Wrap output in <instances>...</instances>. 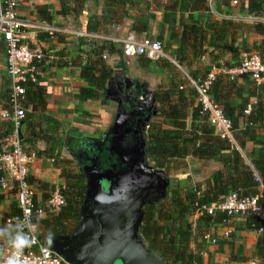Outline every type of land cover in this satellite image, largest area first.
<instances>
[{
  "label": "crops",
  "instance_id": "1",
  "mask_svg": "<svg viewBox=\"0 0 264 264\" xmlns=\"http://www.w3.org/2000/svg\"><path fill=\"white\" fill-rule=\"evenodd\" d=\"M15 1L16 14L20 19L33 24L47 23L59 29L57 33L31 28L22 32L24 42L39 50L43 58L39 65L42 73L38 86L30 88L21 100L24 119L19 131L21 140H25L23 147L34 155L28 166L27 179L46 184L47 194L55 186L63 187L57 185L59 180H62L59 173L61 161L82 166L87 158L89 144H100L104 134L112 128L114 131L128 127L126 119H130L131 115H122L108 99L101 102L102 100L91 98L82 92L83 89L89 88L81 80L80 70L86 59L91 58V54H88L90 48L102 45L105 49L120 51L119 45L111 39H149L160 43L163 55L147 59L145 66H142V55L122 54L124 63L127 65L133 61L136 71L142 77L141 82L136 81L127 75L125 68L121 74L123 81L132 86L123 90L130 93L132 88L135 92L137 85L149 90V100L152 101L156 112L145 123L144 130L140 133L144 147L148 125L160 120L158 106L153 100L155 91H182L186 95L188 89L193 90L190 81L203 79L209 72L227 77L223 72L238 65L243 54L255 53L262 41V37L254 33L253 25H264V14H248L244 0H196L201 7L195 11H190L188 7L179 11L180 0L176 1V7L171 11L167 7L173 3L158 0L159 7L155 8V11L149 8L148 17L140 20L147 26L146 33L140 34L129 31L128 26H102L98 33H87V20L90 16L101 14L103 0H86L83 10L75 19L72 15H65L64 18L56 15L59 10L58 0ZM193 28H197L195 35ZM103 53L107 56L103 63L116 71L114 68L118 60L117 55H108L106 51ZM125 59H128L127 62ZM209 66H212L210 71ZM115 76L117 75L113 77ZM244 79L246 78L238 77L231 80L227 77L225 83H234L229 100L235 105L246 100V109L249 111L255 100L246 98ZM10 86L11 80L5 73L3 43L0 37V148L4 139L9 136L7 133L11 131L10 119L1 117L3 113L10 112L7 105ZM89 89L96 91L94 88ZM111 105L114 107L112 114ZM108 117L110 123L107 122ZM119 117L122 119V125L117 124ZM251 139L252 136L244 142V153L251 150L260 151L252 144ZM98 153H101V150ZM66 154L68 158L64 157ZM184 161L195 170L208 167L213 171L219 169V163L216 161H196L191 157H186ZM79 175L83 176L82 170ZM33 187L36 195L41 198L42 193L37 191L34 185ZM207 228L206 235L214 238L217 246L209 248L208 253H201L203 264H262L253 255L254 247L261 236L259 232L236 231L230 228L228 222H211ZM227 230L230 232L228 235L232 236L229 242L225 241L226 237L223 236Z\"/></svg>",
  "mask_w": 264,
  "mask_h": 264
},
{
  "label": "trees",
  "instance_id": "2",
  "mask_svg": "<svg viewBox=\"0 0 264 264\" xmlns=\"http://www.w3.org/2000/svg\"><path fill=\"white\" fill-rule=\"evenodd\" d=\"M85 1L58 0L59 10L56 15L62 18L65 15H72L75 19L83 10ZM103 1L101 14L88 18L85 28L87 33H98L102 26L111 28L128 26L129 31L133 33H146L147 26L140 20L148 17L149 8L155 11V8L159 7L158 0ZM167 1L173 3L167 7L172 11L176 7L177 0ZM243 2L248 14L253 16L264 14V0H244ZM185 7H188L190 11H195L201 5L196 0H180L179 11ZM74 21L73 23L76 24ZM193 31L195 35L197 28H193ZM253 31L262 37L261 44L254 54L264 63V25L260 23L253 25ZM37 38L39 39V36ZM105 51L108 55H117L116 67L120 71H114L112 67L103 63L101 55ZM88 54H91V58H87L85 65L81 68L80 78L86 86L97 91L88 88L83 89L82 92L91 98L104 100L103 93L107 84L114 75H121L125 71L123 55L121 51L112 48L105 49L102 45L90 48ZM146 63L147 59L144 57L142 66ZM211 67L209 66L208 71ZM226 79L227 77L215 76L209 87V95L214 105L221 109L223 116L231 124L232 143L214 134L213 129L206 122L205 115L200 111L192 89H188L186 95L182 91L158 90L154 92L153 100L158 106L160 120L150 123L146 130L144 153L148 163L164 173L170 169L169 165L184 161L186 157L194 158L196 161L219 163V169L207 178L201 190L189 186L182 187L180 192L171 193V196L166 199L168 209L171 207V217L164 226L159 222L163 213L160 214V210H155V205L143 209L141 223L137 230L138 237L142 240L144 248L164 264H203L202 252L195 253L190 248L199 228L192 231L184 220V217L194 213L197 207H208L221 201L228 193H234L239 198L256 197V206L264 208V191L261 188V185H264V84L257 85L247 78L244 79L246 98L255 100L254 105L246 113V100L238 105L229 100L231 89L234 90V83L228 85L225 83ZM199 80L202 78L196 81ZM23 86L26 90L24 97L30 88L36 87L28 84ZM10 134L11 131L7 133V135ZM250 136H252V144L259 148V152L251 150L244 153V142L248 141ZM23 142H25L24 139L21 140V143ZM93 164L98 165V161ZM63 179L62 195L66 202L65 206L57 214H46L42 218L35 219L38 239L45 246L56 235L72 231L78 220L79 207L85 191L83 177L75 175ZM28 183L34 185L36 190L42 193V200H46L48 196L46 184L31 180H28ZM2 198L0 196V201ZM16 214L17 210L13 204L9 216ZM200 216L199 222L205 227L211 222L225 223L228 220L219 214L202 213ZM236 218L240 221L234 227L231 224L230 228L236 231L260 233L261 236L254 247L253 255L264 264V219H260L252 212ZM199 235L204 238L206 233ZM12 242L23 249L22 239L17 232L13 228L0 224V250ZM193 244L197 247L195 242ZM214 245L217 246V242Z\"/></svg>",
  "mask_w": 264,
  "mask_h": 264
},
{
  "label": "built area",
  "instance_id": "3",
  "mask_svg": "<svg viewBox=\"0 0 264 264\" xmlns=\"http://www.w3.org/2000/svg\"><path fill=\"white\" fill-rule=\"evenodd\" d=\"M235 4V2H233ZM15 0H0V37L3 43L5 58V73L11 80L10 94L8 97V113H3L2 118H9L11 134L7 136L0 148V195L7 199L12 198L17 214L5 216L2 219L4 227L13 228L22 239V248L14 244L0 250V264H65L62 258L43 245L37 236L35 219L46 214H55L65 206L62 187L55 186L48 193L46 200L36 195L33 185L28 183V166L34 159L33 153L27 152L17 131L24 119V110L21 100L24 98V84L38 86L41 77L40 62L42 54L39 50L29 47L22 38L25 29H37L42 32L57 33V28L47 23L33 24L20 19L16 14ZM81 36L80 33H76ZM111 41L119 45L124 56L143 55L146 59L161 57V45L156 40L142 39ZM103 53L101 60H106ZM231 80L246 77L248 80L261 84L264 83V63L254 54H243L240 62L233 68L223 72ZM216 75L209 72L204 79L190 81L195 93L196 102L206 122L213 129L214 134L220 139L233 142L230 122L223 116L220 108L214 105L209 95V87ZM248 109L246 110V113ZM264 189V185H261ZM255 213L264 219V208L256 206V197L239 198L234 193H228L221 201L208 207H197L195 215L219 214L227 219L242 217L246 213ZM229 234L225 232L223 236ZM204 240L215 244L213 239L206 235Z\"/></svg>",
  "mask_w": 264,
  "mask_h": 264
},
{
  "label": "flooded vegetation",
  "instance_id": "4",
  "mask_svg": "<svg viewBox=\"0 0 264 264\" xmlns=\"http://www.w3.org/2000/svg\"><path fill=\"white\" fill-rule=\"evenodd\" d=\"M130 86L132 85L124 83L122 75H117L111 79L104 91V99L110 100L115 109L119 110L122 115L129 114L131 116L130 119H126L127 128L122 127L121 130L114 131L112 128L104 134L105 137L100 144L88 145L87 158H83V163L91 174L86 177L83 175L85 177V191L82 202L103 189L112 201V207L123 201H130L129 203L134 205L138 204L133 215L139 218L142 217L145 207L154 206L165 197L168 180L163 171H161L162 176L157 177L152 171L145 172L138 165L140 159L142 168H153L145 158V145L143 147L140 133L143 132L145 123L156 112L149 96L147 100L141 99L146 89L137 85L135 92L132 88L130 93L123 90L124 88L129 89ZM117 124H123L121 117L117 119ZM100 150L101 153H98ZM96 159L98 165L93 164ZM82 170L84 174L85 167ZM165 181H167L166 185ZM163 192L164 194H162ZM153 199H155L154 202H152ZM72 231H65L64 234L59 235H66Z\"/></svg>",
  "mask_w": 264,
  "mask_h": 264
},
{
  "label": "water",
  "instance_id": "5",
  "mask_svg": "<svg viewBox=\"0 0 264 264\" xmlns=\"http://www.w3.org/2000/svg\"><path fill=\"white\" fill-rule=\"evenodd\" d=\"M148 96L149 90L146 89L141 99L147 100ZM17 137L21 140L19 129ZM138 165L145 172L162 176L159 170L142 168L140 159ZM129 202L123 201L112 207V201L101 189L82 202L74 230L56 236L47 247L65 264H164L138 241V217L133 215L138 204Z\"/></svg>",
  "mask_w": 264,
  "mask_h": 264
},
{
  "label": "rangeland",
  "instance_id": "6",
  "mask_svg": "<svg viewBox=\"0 0 264 264\" xmlns=\"http://www.w3.org/2000/svg\"><path fill=\"white\" fill-rule=\"evenodd\" d=\"M138 55H141V54H138ZM127 60L128 59H125V62H127ZM125 68H126V71H127V75L129 77L135 79L138 82L142 81L141 80L142 77L138 74V71H136L137 69L135 68V63L133 61L129 62L127 65L125 64ZM114 69L116 71H120L119 68H117V67H115ZM103 101L104 100H102L101 102H103ZM106 105L108 106V104H106ZM113 109H114V107H112V105H111L110 114H112ZM110 121H111V119H110ZM107 122L110 123L109 122V117H108ZM107 126H106V128H107ZM64 157L68 158V155L66 154ZM68 162L69 161H67V162L66 161L62 162L61 161V164L59 165V167H60V172L59 173H60V176H62L63 178L74 177L75 175H79L80 171L84 167H85V172H84L83 175H85V177H86L87 175L89 176L91 174L90 171L86 169L87 167H86L85 163H82V166L81 165L77 166L76 164L74 165V163H72V162H69V164H68ZM169 168L170 169L165 173L166 174L165 178L168 180V188H167V191H166V195L154 207L155 210H160L161 211L160 214L163 213V217L161 216L162 219H159V222H161V225H163V226L165 225L167 220L170 219V217H171L170 216L171 215L170 214L171 207H169V209H168V204L166 202V199L171 196V193L173 191H179L180 192V189L182 187H189V186L190 187L199 188V190H201L204 187V184H205L207 178L213 172H215L212 169L210 170L209 167L207 169H205V168H196V170H195L194 167L187 166L185 161L175 162V163L169 165ZM85 177H83L84 183H85ZM63 178H61L62 180H59V182H58L59 184H57V185H63L62 188H64V179ZM63 190L64 189H62V191ZM263 191H264V189H263ZM12 201H13L12 198H7V199H3L2 198V200L0 201V224H2V225H3V223H2L3 217H5L6 215H8L10 213V208L13 205ZM167 209L169 211H167ZM55 214H57V213H55ZM200 217H201L200 215H195L194 213H191V214L186 215L184 217V220H185L186 224L189 225V227H190V229L192 231H196V229L199 228L198 234L195 236L196 239H195V241L193 240V242H197V247L196 246L194 247V244L192 242L190 244V248L192 249V251H195V253H199V252L208 253L207 252L208 249L211 248V247L213 248L215 245L214 244H210L206 240H203V238L199 235L201 233H207V230H206L207 227H205L202 223L199 222ZM141 219H142L141 216L137 219L136 231L138 230V227L140 226ZM226 222L230 223V225L231 224H235V223H238V218L228 219ZM165 230H166V228H165ZM225 232H228V230L225 231ZM228 233H230V232H228ZM207 236L209 237V239H212L210 237V235H207ZM228 236L229 235L227 234L225 241L229 242V241H231L232 236L231 235L229 237ZM137 239L142 244V246L144 247V245L142 243V240L140 239V237H138V234H137ZM214 241L216 242L215 239H214ZM9 244H11V246H13L15 243L12 242V243H9Z\"/></svg>",
  "mask_w": 264,
  "mask_h": 264
}]
</instances>
